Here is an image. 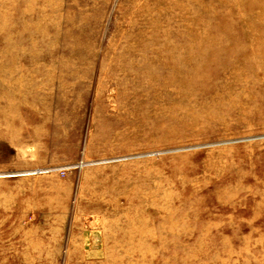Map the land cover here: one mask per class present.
Instances as JSON below:
<instances>
[{
	"label": "rangeland",
	"instance_id": "374dc122",
	"mask_svg": "<svg viewBox=\"0 0 264 264\" xmlns=\"http://www.w3.org/2000/svg\"><path fill=\"white\" fill-rule=\"evenodd\" d=\"M0 264H264V0H0Z\"/></svg>",
	"mask_w": 264,
	"mask_h": 264
}]
</instances>
